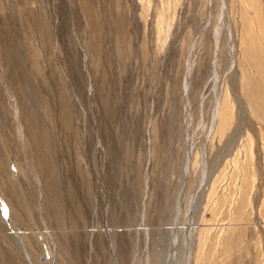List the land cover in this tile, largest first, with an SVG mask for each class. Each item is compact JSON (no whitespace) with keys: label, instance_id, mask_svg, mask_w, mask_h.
Here are the masks:
<instances>
[{"label":"rangeland","instance_id":"rangeland-1","mask_svg":"<svg viewBox=\"0 0 264 264\" xmlns=\"http://www.w3.org/2000/svg\"><path fill=\"white\" fill-rule=\"evenodd\" d=\"M0 264H264V0H0Z\"/></svg>","mask_w":264,"mask_h":264}]
</instances>
